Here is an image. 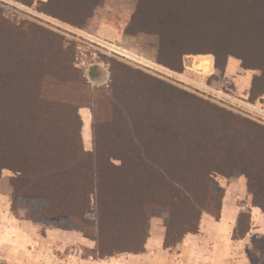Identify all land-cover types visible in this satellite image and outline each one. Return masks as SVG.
Segmentation results:
<instances>
[{"label": "trees", "instance_id": "16d2710c", "mask_svg": "<svg viewBox=\"0 0 264 264\" xmlns=\"http://www.w3.org/2000/svg\"><path fill=\"white\" fill-rule=\"evenodd\" d=\"M103 2L37 1L36 10L79 30ZM123 32L155 37V64L176 73L188 56H212L221 73L234 58L258 73L248 101L264 96V0H135ZM76 49L0 10V178L12 174L11 211L81 233L94 243L86 257L102 260L144 254L153 216L164 220V250L198 234L203 214L218 221L225 190L217 176H251L264 210V126L117 58L101 57L103 85V70L79 67ZM249 229L250 215L240 213L232 240Z\"/></svg>", "mask_w": 264, "mask_h": 264}, {"label": "rangeland", "instance_id": "374dc122", "mask_svg": "<svg viewBox=\"0 0 264 264\" xmlns=\"http://www.w3.org/2000/svg\"><path fill=\"white\" fill-rule=\"evenodd\" d=\"M37 1L46 0H34V4L30 7L13 0H0V10H2L4 16L11 20L17 22L26 20L36 23L63 35L69 41H73L77 47L78 66L86 72L91 66L101 68L104 76L103 85L107 83L108 75L101 57L117 58L131 66L144 70L154 77L208 99L226 110L264 126V115L258 114L259 111L264 112V96L255 103L248 101L250 82L252 77L258 74L257 72L245 71L240 67L238 60L228 58L235 66L228 69L226 64L224 71L221 73L214 68L212 56L186 57L181 73L172 72L156 65V38L142 34L131 37L123 32L134 10L135 0H104L86 25L79 30L38 12L36 10ZM106 31H113L115 37L108 38ZM204 57L213 61V68L210 73H203L196 67L197 60ZM252 108L258 110L257 113ZM78 114L82 121L83 148L86 152H90L92 150L91 115L89 110L85 108L80 109ZM11 177V172L3 171L0 178V180L3 178L2 193H10V197L12 191L10 186ZM250 179L251 176L247 178L246 175L237 172L229 178L217 176L216 182L224 190L227 188L229 194L231 193L233 197L234 192L239 188L238 181H241L245 189L246 200L251 206L258 208L255 206L257 200L252 196L253 188ZM8 202L10 207V198ZM10 212L13 215L12 217L22 222L20 225L23 231L22 235L26 238L31 237L33 242L29 238L27 239L31 243L41 244V250L52 251L55 256L71 255L74 251H77L80 252L82 257H86L88 250L94 248V243L77 231H63L52 226L34 223L27 220L26 210L23 208H17L15 211L10 210ZM262 213L264 214V210ZM147 231L148 238L151 234L153 237L161 234L164 237L163 217L161 215L151 217L148 221ZM220 238L222 236L219 235L217 239L220 240ZM27 246L29 247V245ZM247 253L252 264H264V237L253 235Z\"/></svg>", "mask_w": 264, "mask_h": 264}, {"label": "crops", "instance_id": "0c3cea01", "mask_svg": "<svg viewBox=\"0 0 264 264\" xmlns=\"http://www.w3.org/2000/svg\"><path fill=\"white\" fill-rule=\"evenodd\" d=\"M108 38L115 33L106 31ZM211 61V68H213ZM235 66L228 60L227 68ZM209 70L208 73L211 71ZM201 71V70H200ZM102 73L97 79H102ZM233 194L225 189L220 210V218L216 221L207 214L200 219L199 232L187 235L181 244L173 250L162 248L163 235L153 237L151 234L141 255H124L110 259H92L82 257L80 252L71 255L55 256L52 251L41 250V244L28 241L23 236L20 221H17L9 207L10 193L3 194V178L0 180V264H252L247 249L253 235L264 237V214L246 200V193L241 181ZM240 213L250 215V229L241 240H232V232ZM222 236L218 240V236ZM35 244V245H34ZM29 245V247L27 246Z\"/></svg>", "mask_w": 264, "mask_h": 264}, {"label": "bare ground", "instance_id": "6f19581e", "mask_svg": "<svg viewBox=\"0 0 264 264\" xmlns=\"http://www.w3.org/2000/svg\"><path fill=\"white\" fill-rule=\"evenodd\" d=\"M193 66H195V65H193ZM196 67L199 70H201L203 73H208L210 68H211V61L209 59L205 58V57L204 58H200L196 62Z\"/></svg>", "mask_w": 264, "mask_h": 264}, {"label": "built area", "instance_id": "2783aa9c", "mask_svg": "<svg viewBox=\"0 0 264 264\" xmlns=\"http://www.w3.org/2000/svg\"><path fill=\"white\" fill-rule=\"evenodd\" d=\"M252 110H253L254 112L258 111V110L254 109V108H252ZM256 113H257V112H256ZM258 114H262V115H264V112L259 111ZM260 117H261V116H260Z\"/></svg>", "mask_w": 264, "mask_h": 264}]
</instances>
